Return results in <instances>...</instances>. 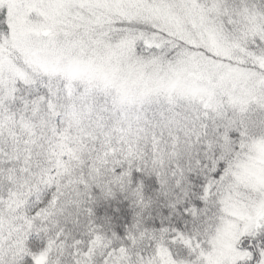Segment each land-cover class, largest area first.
I'll use <instances>...</instances> for the list:
<instances>
[{
  "label": "snow or ice",
  "instance_id": "6c2138e0",
  "mask_svg": "<svg viewBox=\"0 0 264 264\" xmlns=\"http://www.w3.org/2000/svg\"><path fill=\"white\" fill-rule=\"evenodd\" d=\"M0 264H264V0H0Z\"/></svg>",
  "mask_w": 264,
  "mask_h": 264
}]
</instances>
